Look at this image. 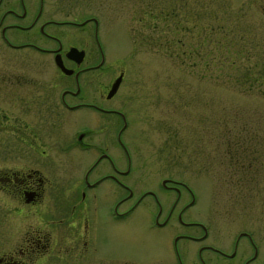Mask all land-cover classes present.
<instances>
[{"label":"rangeland","instance_id":"374dc122","mask_svg":"<svg viewBox=\"0 0 264 264\" xmlns=\"http://www.w3.org/2000/svg\"><path fill=\"white\" fill-rule=\"evenodd\" d=\"M46 9L60 18H96L102 51L115 61L116 69L124 67L112 103L126 123L123 126L124 119L115 115L109 137L114 162L121 168L129 162L125 178L154 186L160 176L193 174L197 203L191 210L210 223L209 239L229 248L237 230L247 227L258 243L260 262L264 257V0H47ZM150 17L157 27H150ZM79 36L69 37L77 45L86 41L94 47L93 23ZM66 81L70 83L69 78ZM68 113V142L75 141L82 127L91 126L93 132L107 127L104 121L95 126L80 112ZM99 137L94 133L90 142L98 145ZM245 140L247 151L235 153ZM252 146L258 153V180L252 186L245 181L234 184L235 171L226 174L230 155L239 159L243 155L255 164ZM95 151V147L75 149L67 154V163L84 169ZM112 202L99 198L100 217ZM154 211L140 205L125 220L100 219L91 235L98 256L134 264H170L173 232L169 226H150ZM246 243L241 238L239 261L252 252ZM189 244L196 254L198 243Z\"/></svg>","mask_w":264,"mask_h":264},{"label":"flooded vegetation","instance_id":"af4514ba","mask_svg":"<svg viewBox=\"0 0 264 264\" xmlns=\"http://www.w3.org/2000/svg\"><path fill=\"white\" fill-rule=\"evenodd\" d=\"M46 2L0 0V264H134L99 257L91 235L100 219L125 220L140 205L147 211L155 208L150 226H169L173 232L170 264H264V257L258 261L259 246L247 227L237 230L229 248L209 239L210 223L191 210L197 203L192 173L160 176L154 186L125 178L129 162L124 168L114 162L109 137L115 115L124 119L112 103L124 67L116 69L102 51L97 20L55 17ZM89 23L94 47L86 41L73 43L69 36L80 38ZM72 47L77 48L74 54ZM78 52L81 57H74ZM70 111L80 112L95 126L104 121L107 127L100 132L82 127L75 141L68 142L65 123ZM122 128L117 130L119 142ZM94 133L100 135L98 145L90 142ZM242 143L235 153L247 151V141ZM93 147L95 157L86 168L67 163L69 152ZM249 151L257 164L230 155L225 173L235 171L234 184L245 181L252 186L258 180V153L254 146ZM99 198L113 200L101 217ZM241 238L252 252L239 261ZM189 241L198 243L196 254Z\"/></svg>","mask_w":264,"mask_h":264},{"label":"water","instance_id":"95a60500","mask_svg":"<svg viewBox=\"0 0 264 264\" xmlns=\"http://www.w3.org/2000/svg\"><path fill=\"white\" fill-rule=\"evenodd\" d=\"M94 19L96 20V18H94ZM70 51L74 54V52L77 51V48L76 47H72L70 49ZM74 57H78V58L81 57V52H78L77 55L74 56ZM58 64L62 67V69L64 71H66V72H69L70 71L66 67H64L63 64H60L59 62H58ZM120 79H121V74L119 76H117L116 79L114 80V82L112 83L111 88H110L109 93H108L109 96L112 95L116 91V89H117V87L119 85ZM125 123L126 122L124 121V125H125Z\"/></svg>","mask_w":264,"mask_h":264},{"label":"trees","instance_id":"16d2710c","mask_svg":"<svg viewBox=\"0 0 264 264\" xmlns=\"http://www.w3.org/2000/svg\"><path fill=\"white\" fill-rule=\"evenodd\" d=\"M151 14L153 15V13H151ZM150 19H151V21H152V24H149V23H148V24L150 25V27H151V28L157 27L156 24H155V25L153 24V23H154V19L151 18V17H150Z\"/></svg>","mask_w":264,"mask_h":264}]
</instances>
